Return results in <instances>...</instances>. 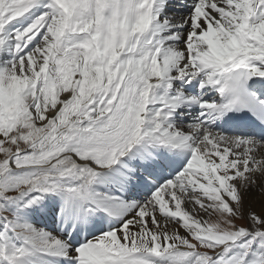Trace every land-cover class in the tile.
I'll return each mask as SVG.
<instances>
[{
    "label": "snow or ice",
    "instance_id": "obj_1",
    "mask_svg": "<svg viewBox=\"0 0 264 264\" xmlns=\"http://www.w3.org/2000/svg\"><path fill=\"white\" fill-rule=\"evenodd\" d=\"M0 264H264V0H0Z\"/></svg>",
    "mask_w": 264,
    "mask_h": 264
}]
</instances>
